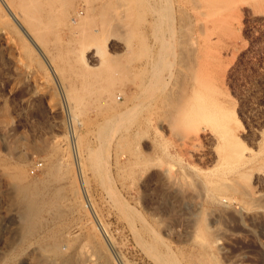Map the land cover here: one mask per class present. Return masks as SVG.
Here are the masks:
<instances>
[{
    "label": "rangeland",
    "instance_id": "obj_1",
    "mask_svg": "<svg viewBox=\"0 0 264 264\" xmlns=\"http://www.w3.org/2000/svg\"><path fill=\"white\" fill-rule=\"evenodd\" d=\"M18 1L0 264H264V0H39L40 37Z\"/></svg>",
    "mask_w": 264,
    "mask_h": 264
},
{
    "label": "bare ground",
    "instance_id": "obj_2",
    "mask_svg": "<svg viewBox=\"0 0 264 264\" xmlns=\"http://www.w3.org/2000/svg\"><path fill=\"white\" fill-rule=\"evenodd\" d=\"M13 1V0H12ZM42 1V0H41ZM47 1H49V0H47ZM47 1H46V3H47ZM53 1V0H52ZM52 1H50V2H52ZM62 1V0H61ZM66 1V0H65ZM50 2H48L49 3V5H50ZM54 3H56V1H53ZM62 2H64V1H62ZM40 3V5H41V2H39V0H21V1H18L17 2V8H16V11H15V13H16V15H17V17L19 18V20L21 21L22 20V22H23V20H25L26 21V23H28V27H29V29H31V31H34V33H40V35H39V37L41 36V33L43 32L42 30V32L40 31V28H39V17L38 16H36L38 13L36 12L37 10H35V9H33V10H35V12H34V14H33V10L31 9H29V7H30V5L32 4L33 5V7L34 6H36V5H38ZM65 3V2H64ZM57 4V3H56ZM40 5H38L39 7H40ZM105 5V4H104ZM14 6V5H13ZM46 6V5H45ZM53 6V5H52ZM103 6V5H102ZM37 7V6H36ZM42 7V6H41ZM54 7V6H53ZM62 7V6H61ZM92 7V6H91ZM94 7V6H93ZM92 7V8H93ZM38 8V7H37ZM103 7H101V9H102ZM52 9V8H51ZM56 9V8H55ZM104 9V8H103ZM47 10V9H46ZM60 10H63L62 8L60 9ZM86 10V9H85ZM29 11H32V12H30L29 13ZM39 11H40V8H39ZM52 11V10H51ZM103 11V10H102ZM50 12V11H49ZM88 12V11H87ZM109 12V11H108ZM29 13V14H28ZM35 13H37L36 15H35ZM42 13V12H41ZM44 13H45V11H44ZM100 13H101V15L103 16V12H101L100 11ZM104 13H107V9H106V12H104ZM26 14H28V15H26ZM31 14H33V15H35V16H32ZM43 14V13H42ZM48 14V13H47ZM44 15V14H43ZM42 15V16H43ZM50 15H52V14H50ZM40 16H41V14H40ZM48 16V15H47ZM85 16V15H84ZM92 16V15H91ZM45 17V16H44ZM43 17V18H44ZM90 17V16H89ZM107 17V16H106ZM42 18V17H41ZM86 18V17H85ZM110 16L107 18L108 20H109V22H110ZM82 19V18H81ZM105 19V18H104ZM103 18H102V21L101 22H105L106 21V19L104 20ZM41 20H43V19H41ZM49 20V19H48ZM47 20V21H48ZM55 20V19H54ZM104 20V21H103ZM108 20H107V22H108ZM113 20V19H112ZM87 21V19L85 20V22ZM92 21V20H91ZM82 22V21H81ZM25 23V22H24ZM24 23H22V24H24ZM40 23H42L41 21H40ZM83 23V22H82ZM86 23H88V22H86ZM93 23V22H92ZM47 24H49V23H47ZM52 24H54V23H52ZM105 24V23H104ZM107 24V23H106ZM51 25V24H50ZM81 25V24H80ZM25 26H27V25H25ZM45 26V25H44ZM44 26H43V28H41V29H44ZM47 26V25H46ZM93 26V25H92ZM79 27V26H78ZM82 27V26H81ZM86 27H88L89 28V26H86ZM103 27V25L101 26V30H103L104 31V29L102 28ZM105 27V26H104ZM106 27H107V25H106ZM46 28V27H45ZM49 28H50V26H49ZM48 28V29H49ZM85 28V27H84ZM87 28V29H88ZM109 28V27H108ZM27 29V28H26ZM29 29H27V32H28V34L29 35H31V31H29ZM38 29H39V31H38ZM45 30V29H44ZM84 30V29H83ZM86 30V29H85ZM84 30V31H85ZM35 31H38V32H35ZM46 31V30H45ZM44 31V32H45ZM91 31L92 32H94L93 30H92V28H91ZM97 31V30H96ZM102 31V36L104 35V34H107V31L104 33ZM109 31V30H108ZM88 34H89V32L88 31H86ZM91 32V33H92ZM33 33V34H34ZM38 33V34H39ZM52 33V32H51ZM81 33H83V31H81ZM90 33V34H91ZM95 34H96V32H94ZM56 34V33H55ZM95 34H93V36H95ZM44 35H46L45 33H44ZM52 35V34H51ZM82 36H85L84 34L82 35ZM81 36V37H82ZM87 36V35H86ZM85 36V37H86ZM89 36V35H88ZM35 36H33V38H34ZM85 37H84V39H85ZM95 37H97V35L95 36ZM94 37V38H95ZM54 38V37H53ZM80 38V37H79ZM89 38V37H88ZM88 38H86L87 40H88ZM93 38V37H92ZM93 38V39H94ZM40 39H42V38H40ZM61 39V38H60ZM83 39V38H82ZM103 40V39H102ZM42 41V40H41ZM80 41H81V39H80ZM93 41V40H92ZM44 42V41H43ZM48 42V41H47ZM98 41L96 40L95 41V43H97ZM101 42V41H100ZM87 43V42H86ZM47 44V43H46ZM90 44V43H89ZM88 45V44H87ZM80 46H82V45H80ZM85 47H86V45H85ZM81 48V47H80ZM82 49V48H81ZM78 50V49H77ZM76 50V51H77ZM228 124V123H227ZM36 195V194H35ZM36 203H38V202H36ZM39 207H38V205H36L35 204V202H33V204H31V205H29L28 207H26L25 208V212H24V214H23V218L25 219V223L27 224L26 226V229H25V231H24V233L25 232H27V229H28V226H30V225H32V222L34 221V219H36L37 218V216H38V213L40 212L39 210ZM41 216V215H40ZM36 217V218H35ZM35 223V222H34ZM22 228V227H21ZM22 229H24V228H22ZM31 230H32V228H31ZM28 231H30V230H28ZM23 233V232H22ZM25 235V234H24ZM22 237V236H21ZM23 238V237H22ZM57 242H54V244H52V247H50V253H53V256H54V254H55V256H56V258H57V256H58V259H59V257H61V258H64V253H63V249H61V246H60V241H58V240H56ZM52 242V243H53ZM52 249V250H51ZM65 249V248H64ZM49 251V250H48ZM46 252V251H45ZM49 253V254H50ZM48 254V253H47ZM52 255V254H51ZM67 258V257H66ZM49 260V259H48ZM62 260V259H61ZM64 260H65V258H64ZM50 263V262H49Z\"/></svg>",
    "mask_w": 264,
    "mask_h": 264
}]
</instances>
